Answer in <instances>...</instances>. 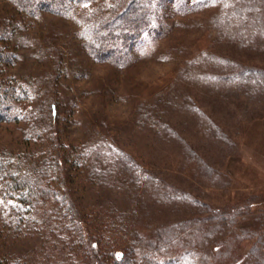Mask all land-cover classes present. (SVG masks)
I'll return each mask as SVG.
<instances>
[{
	"label": "rangeland",
	"instance_id": "1",
	"mask_svg": "<svg viewBox=\"0 0 264 264\" xmlns=\"http://www.w3.org/2000/svg\"><path fill=\"white\" fill-rule=\"evenodd\" d=\"M109 1L32 16L0 0V40L12 54L0 77L10 88L25 86L22 94L15 88L20 121H0V163L7 158L10 175H22L58 156L75 184L97 163L90 149L117 145L157 177L142 173L131 199L130 177L118 166L115 179L105 156L96 168L103 174L73 191L74 204L90 209L100 198L126 216L107 245L126 250L127 264H264V73L227 80L232 62L264 71V3L227 0L230 9L246 4L250 16L232 14L226 26L221 0H162L157 33H143L116 65L96 61L84 45L82 16ZM141 1L133 4L147 6ZM10 175L0 172V264L79 261L54 235L24 231L25 205ZM115 180L126 190L112 189ZM43 207L30 216L39 220Z\"/></svg>",
	"mask_w": 264,
	"mask_h": 264
},
{
	"label": "trees",
	"instance_id": "2",
	"mask_svg": "<svg viewBox=\"0 0 264 264\" xmlns=\"http://www.w3.org/2000/svg\"><path fill=\"white\" fill-rule=\"evenodd\" d=\"M9 1L23 13L36 16L39 11L61 14L70 10L74 2H93L96 0ZM133 1L110 0L109 2H104L103 6L95 7L92 12L86 13L85 16H82L84 18L85 26L84 33L89 37L84 45L85 48H87V52L96 61L109 60L113 64L120 65V62L123 63L125 61L124 55L127 53L128 45L140 40L143 33H157V29L154 27L155 20L157 18V20H159L156 8L162 0H143L141 2L147 5H142L143 7H137L136 4H133ZM221 2L222 4L219 5L221 6V11L224 15V25L228 26L232 23V14L233 16L237 15L239 17H236L235 19L241 18L246 20L249 18L247 17L250 16L247 14L249 7L246 4L240 7V2L234 3L233 6L235 8L230 9L226 5L227 0H221ZM255 2L260 5L264 3V1L261 0H255ZM255 15L258 16L257 12ZM12 23L14 22L10 19L6 23V26L9 28ZM112 24H115V26H112ZM2 31L6 33L7 29ZM1 37L2 36H0V38ZM11 56L12 54L9 48L4 46L0 40V73H3V66L10 61ZM227 71V80L229 81H245L249 72L258 76L264 73L262 70L249 66L241 67L234 62L231 63ZM15 88H19L21 94L22 91H25L24 85L12 88L6 86L4 80L0 77V121H20L21 119L17 110V108H19L17 105L19 102V95L15 93ZM48 109L49 115L54 119L58 114V104L53 101L49 102ZM136 109V123L138 126L140 123L138 115L139 108L137 107ZM164 128L166 131L171 132L167 125H165ZM90 150L97 158V163H94L86 172L85 176L78 180V182H75V184L71 183L69 175L63 172V168L61 171L58 169L61 168L59 167L61 165L59 164L58 156L50 157L51 159H48L47 167L42 168L43 171H40L39 169L37 170V168L34 167L27 169L28 171L25 174H13L14 176L10 175L11 170L7 167L10 160L6 158L4 159V163H0V172L12 177V180H9L11 185L10 189L19 192V198L21 200L19 201L23 202L25 205L22 216H19V219L22 221L24 220L22 223L24 231L27 227L29 228L27 231L35 233V230H33L35 228L37 231H42V236L44 237L54 235L58 238L57 246L69 248L72 252L74 251L73 248H75L77 254L82 255V258H80L79 261H73L75 263L72 264H127L126 258L128 256H124L126 250L117 249L113 251V248L110 247V245H107L109 244L107 241H110V238L107 236L113 235L116 230L120 231L121 229L122 231L124 227L123 221L126 216L118 213L111 202V207L109 208L107 204H105L106 202L99 201L100 198H95V203L89 205L90 209H87V206L81 209L74 204L76 201H79V194H74V192L80 193V188L82 189L84 187L86 190V185H94V182L100 176V173L103 174V172H96V168L99 169L102 167L104 162L103 158L105 156L111 158L110 163H112V165L110 167L115 166L116 170H113L115 173L114 178L116 177L115 175L117 173L116 171H118V166H121L126 172L128 171V173H124L130 177L129 179L133 184V189L131 190L132 194H130L131 199H138L136 190L139 188V178L142 173H144L142 176L152 174L154 178H156L157 175L149 173L150 170L139 168L136 159L117 145L110 143H106L105 145L98 144L97 147ZM190 154L194 160L196 159L198 167L206 168L205 162L201 159L200 154H197L196 152H193V154L191 152ZM110 167H105L104 174L107 175V168ZM29 171H31V173H29ZM212 171L213 170L211 169V173H213ZM56 172H60V175H54ZM109 183H111L112 189H125V187L122 188L120 183L117 184L116 180L114 184L113 182ZM12 190L11 192H13ZM124 198L126 197L124 196ZM31 203H33V206L37 204H42L44 206L42 209L43 213L38 217L39 220L30 216V214H33V206H30ZM104 206L107 207V209H105ZM28 220L32 221V224L29 223L27 225V222H29ZM85 220L87 222H85ZM110 242L112 243V241ZM150 245L144 244L146 248L152 250ZM132 248L130 250L131 252ZM253 249L258 253L257 247H254ZM260 259L264 260L263 257H260Z\"/></svg>",
	"mask_w": 264,
	"mask_h": 264
}]
</instances>
